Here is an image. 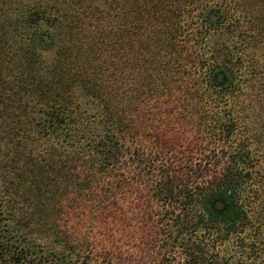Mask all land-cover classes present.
<instances>
[{"label": "trees", "instance_id": "1", "mask_svg": "<svg viewBox=\"0 0 264 264\" xmlns=\"http://www.w3.org/2000/svg\"><path fill=\"white\" fill-rule=\"evenodd\" d=\"M133 40L148 68L135 88L160 98L177 81L176 108L212 141L206 159L130 149L145 92L119 81ZM3 61L18 70L17 122L60 144L0 152V264H134L107 220L129 165L156 202L146 264H264V151L251 146L264 126V0H0L1 82Z\"/></svg>", "mask_w": 264, "mask_h": 264}, {"label": "rangeland", "instance_id": "2", "mask_svg": "<svg viewBox=\"0 0 264 264\" xmlns=\"http://www.w3.org/2000/svg\"><path fill=\"white\" fill-rule=\"evenodd\" d=\"M137 49V44L133 40L131 42L126 69L123 71V79H119L120 82L122 80L121 83L128 82L126 85L132 88V94H137V91L139 92L140 90L141 92L143 90L144 84L138 86V90L135 88V83L141 79L145 83L147 81L146 76H148L147 65L146 69L142 67L139 70L137 67ZM179 50L181 54L185 51L183 45L179 47ZM11 57L13 58V56ZM11 57L9 56V58ZM121 60L118 61L117 65H120ZM261 60L263 62V59ZM261 67L264 70V65H261ZM1 72L4 81H0V152L10 150L15 144L17 145L18 141H20L19 144H26L24 154L27 152L31 154L43 153L51 145H59L60 140L58 141V138L52 137L49 139L46 135L39 134L35 122L32 121V123L25 124L23 119H20L21 125L17 122L21 107H18L17 101L12 102V99L9 97L10 93L8 92H10V89H18L15 81L18 70L12 64V61H3L1 64ZM177 85V81H169L170 88H174L176 91H170L171 93L163 96L159 95L160 98L151 96L150 92L146 90H143L145 91L144 93H139L141 100L136 111L133 112L134 133L132 134L133 140L129 141V146L130 149L136 147L139 152L144 154L142 155L143 158L145 156L152 157L155 154L154 158L168 161H177L187 156L207 158L205 155V153H208L207 145L209 142L212 143V141L210 139L200 138L198 133H196V129L192 126L194 118H190L191 116L176 108L180 102L177 96H179L178 94L182 96L181 92L183 89L177 87ZM35 98V96L31 95L23 98L25 101L28 100L26 110L30 117L38 115L37 111H34L36 108L35 105H37ZM74 98L80 105L77 110H82L87 106L79 94L75 95ZM23 99L22 102H24ZM89 112H93V110L89 109L88 114ZM257 130L262 134L260 135L258 133L260 135L258 140L257 137L252 136L251 146L264 151V126L260 125ZM241 136L237 134L235 143L240 142L241 138H243ZM219 158V156L211 157V159ZM259 159H264V155H260ZM127 171L129 173L126 176V183H121V186L115 190L114 197L117 203V209L112 210V214L107 220L111 225V232H113L116 244L120 250H127L128 253H131V257L134 258V264H146L145 259L153 256L151 255L152 244L150 240L154 233L153 227L148 225L146 217L156 207V202L149 199L148 181L146 178L143 176L134 177L132 175L134 171L130 165ZM67 204L65 202V205ZM72 211L75 214L81 212L76 204ZM75 214L69 219V225H75L77 220ZM112 215L116 217V220L114 219L115 217L112 218ZM93 224L95 227L92 232L100 230L97 227L99 225L98 223L96 225L95 223ZM87 227L83 226L82 230L86 231L88 229ZM86 232L90 233L89 230ZM96 237L103 239L99 236ZM231 246V244L225 246L227 247L226 253L231 252ZM140 254H143L145 258L143 257L144 259H141ZM257 261H260V258Z\"/></svg>", "mask_w": 264, "mask_h": 264}]
</instances>
